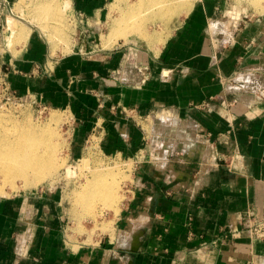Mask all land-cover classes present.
<instances>
[{"label": "crops", "instance_id": "obj_1", "mask_svg": "<svg viewBox=\"0 0 264 264\" xmlns=\"http://www.w3.org/2000/svg\"><path fill=\"white\" fill-rule=\"evenodd\" d=\"M70 1L77 19L94 20L107 2ZM214 1L200 2L164 50L146 58L154 76L142 87L102 88L101 77L116 69L121 53L101 57L83 43L44 60L32 39L11 58L15 87L42 92L61 107L71 109L72 101L73 111H81L75 144H82L86 124L99 141L116 146L124 133L131 147L124 152L137 158V168L125 212L131 221L117 246L101 239L70 248L56 207L0 196V264H129L135 234L142 242L136 264H264V241L251 231L253 218L264 216V97L247 83L264 84V27L250 24L239 42L219 50L208 32ZM39 62L50 69L42 72ZM87 94L97 96L95 103L103 96V104H91ZM37 213L47 217L36 219Z\"/></svg>", "mask_w": 264, "mask_h": 264}, {"label": "rangeland", "instance_id": "obj_2", "mask_svg": "<svg viewBox=\"0 0 264 264\" xmlns=\"http://www.w3.org/2000/svg\"><path fill=\"white\" fill-rule=\"evenodd\" d=\"M39 1L0 0V127L5 122L7 123V121H4L3 116L9 115L19 119L27 116L37 124L56 127L55 130L60 135L59 140L61 139L60 147L58 146L56 151L59 154L58 156L61 155L59 161L63 165L60 166L59 164L61 168H58L59 170L57 169L56 173L54 172L48 178H43L45 180H40L41 182L36 183L38 185L34 186H29L28 182H25L27 181L25 178L18 177L14 179L13 183H9L0 172V196L10 198L20 195L25 201V206L31 205L38 208L43 205L51 206L52 211L56 207L62 224L63 237L70 248L76 249L84 244H97L101 239L104 245L117 246L116 238L119 231L127 226L125 223L131 221V215L129 216L125 212L129 214L127 207L133 200L132 196L136 185L137 158H133V155L124 152L127 147L131 148L129 146L130 141L124 140L126 138L125 134L119 131V136L123 139L124 144L117 140L118 143L116 144L118 145L116 146L111 140H104L103 137L99 141L89 131L91 130L88 129L90 125L87 127L86 124L84 134L79 139L80 144H82L80 146L75 144L78 141L75 119L79 117L81 111L77 113L73 111L74 104L72 101L70 103L71 109L70 107H61L58 104L46 101L42 92H33L30 88L23 91L15 87L8 76L13 70L11 58L21 56L27 42L32 39L40 43L44 60L47 58L58 60L65 57L72 52H76L77 49L74 48V44L77 46L83 43L94 48L96 54L99 53L101 57L110 51L121 53V60L116 69L110 73L108 72L109 75L101 77L104 78L101 80L102 88L107 90L106 87L111 85H124L132 88L142 87L154 76L150 66L144 63L146 58H151L150 56L153 54H160L167 43L174 38V35H177L179 31L177 27L183 21L188 20L193 11L198 8L197 5L205 0H183L184 7L166 20H162L156 15V9H153L156 6H151V3L149 4L145 0H107L106 4L102 6V15L97 20L85 17L77 19L75 15L76 8L70 0H49V2L57 1L60 4V9L63 8L62 11L60 10L61 18L56 20L49 15L38 16V13L34 11V5ZM214 2L217 5H214L213 12H211L213 16L209 19L208 32H211L210 35H212H209L211 45L219 50L235 45L237 41L239 42L242 32L246 33V30L250 28V24L258 22L264 27V0H215ZM65 6L68 8H65ZM186 6L190 7L187 8ZM131 7L134 13H137L135 16L130 15L131 17L127 15V19L132 20L128 21L126 19L129 23L136 24L135 19L136 21L138 19L137 24L143 23V27L150 35L155 34L164 37L169 32L163 45L156 42H154L155 44L153 42L148 43L135 33L129 35L127 39H125V36L122 37L123 35H118L119 38L117 34L111 35L113 34L114 19H120ZM119 15L121 16L119 17ZM144 16L147 18L146 21L143 18ZM138 17L142 18L139 19ZM212 22L216 23V27H212ZM22 27L30 33V36L24 41L20 38ZM39 66L44 73L47 69H50L42 62H39ZM141 67H144V69L141 70ZM164 75H167V73ZM102 97L100 96V100H96V103L95 98L97 96L88 95L87 99L91 104L95 103L98 106L103 104ZM92 116V113L86 115L89 118ZM163 116H166V113H163ZM146 124L144 123V126L150 130V127ZM118 125L120 127V124ZM142 137L147 140L145 134ZM94 142L97 143L95 156L93 159H87V153H85L87 147ZM74 145L79 147V150H76ZM105 165L111 167V170H109L112 172V176L119 177L117 181L122 187L121 191L124 198L119 202L117 210L116 208L107 209L101 213L99 212L95 218L81 215V207L77 209L75 204V193L81 188V184L87 180V177L91 176V169ZM67 168L71 171V174L69 171L67 173ZM121 177L123 180L120 182ZM132 213L133 217H137L138 212ZM40 216L42 218L47 217L45 214L41 215V213H37L35 217H32L39 219ZM119 218L122 219L119 221ZM253 220L257 226L251 228L252 237L264 241V235L262 234L264 233V216L257 215ZM109 239H112L113 242L110 243ZM127 250L131 256L129 264H136V254L140 251V247L138 250L132 251L131 246H129Z\"/></svg>", "mask_w": 264, "mask_h": 264}, {"label": "bare ground", "instance_id": "obj_3", "mask_svg": "<svg viewBox=\"0 0 264 264\" xmlns=\"http://www.w3.org/2000/svg\"><path fill=\"white\" fill-rule=\"evenodd\" d=\"M145 1H148L149 4L151 3V6H156L153 9H156V15H158L162 20H166L167 18L169 19L172 14L179 12L185 4L182 2L183 0ZM186 7L188 8L190 6ZM65 8L68 7L65 6ZM62 9H60V4L57 1L49 2V0H40L34 5V11L38 13V16L49 15L51 16V18L53 17L56 20L58 18H61L60 10L62 11ZM136 13H134L133 8L131 7V9L129 8V11L125 13V17L123 15H119V17L121 16L120 19H114V23L112 26L113 34L111 35H123L122 37L125 36V39H127L129 35L135 33L138 34L141 39L145 40L148 43L156 42L157 44L161 43V45H163L167 36L169 35V32L167 36L164 37L159 35L157 36L155 34L150 35L143 27V23L140 22L139 24H137L138 19L137 21L135 19V23L137 22L136 24L129 23L128 21L131 19H127L128 16H135ZM143 18L146 21L147 18H145V16ZM20 34V38L24 41L29 37L30 33L23 29L21 30ZM3 119H5L4 121H7V123L5 122V124H2V127H0V172L7 182L13 183V181H15L14 179L18 177L23 179L25 178L27 180L25 182H28L29 186L38 185L36 183L45 180L43 178H48V176L50 177L51 174H53L54 172L56 173L59 170L58 168H61L59 167V164L60 166L63 165L59 161L61 155L58 156L59 154L56 151L57 147H60L61 139L59 140L60 135L55 130L56 127L53 128L49 125L37 124L27 116L19 119L17 117H14L13 115H9L6 117L3 116ZM96 144L97 143L95 142L90 143V145L87 147V151L85 152L87 153V159L94 158L96 153L95 149L97 147ZM110 168L111 167H109V165H105L91 169V176L87 177V180L83 184H81V188L76 191L74 198L75 204L77 206V209L78 207H81V215L91 216L95 218L99 212L101 213L110 208H116V210L119 208L118 204L122 200V198H124L121 191L122 187L120 186V184H118L119 181H117V178L119 177L112 176ZM68 171L71 174V171L69 169L67 170V173H69ZM122 180L123 178L120 180V182Z\"/></svg>", "mask_w": 264, "mask_h": 264}, {"label": "built area", "instance_id": "obj_4", "mask_svg": "<svg viewBox=\"0 0 264 264\" xmlns=\"http://www.w3.org/2000/svg\"><path fill=\"white\" fill-rule=\"evenodd\" d=\"M144 69V67H141V70H143ZM248 78V77H247ZM254 79V80H253ZM253 79H247V83L248 84H252V89L254 90V92H257V93H259V96L260 97H264V84H261V83H257V82H255V81H257V80H255V78H253ZM255 226H257V224L254 222L253 223V228L255 227ZM251 227V228H252ZM257 233H258V231H257ZM263 235H264V233H262ZM261 234V235H262Z\"/></svg>", "mask_w": 264, "mask_h": 264}, {"label": "water", "instance_id": "obj_5", "mask_svg": "<svg viewBox=\"0 0 264 264\" xmlns=\"http://www.w3.org/2000/svg\"><path fill=\"white\" fill-rule=\"evenodd\" d=\"M133 238H134V240L132 242L131 250L136 251V250H138V248L140 247L142 242H141V238H140L139 234H135Z\"/></svg>", "mask_w": 264, "mask_h": 264}]
</instances>
